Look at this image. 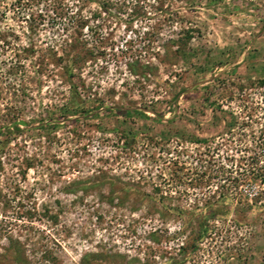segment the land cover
I'll return each instance as SVG.
<instances>
[{
	"label": "rangeland",
	"instance_id": "obj_1",
	"mask_svg": "<svg viewBox=\"0 0 264 264\" xmlns=\"http://www.w3.org/2000/svg\"><path fill=\"white\" fill-rule=\"evenodd\" d=\"M9 115L0 264H264V0H0Z\"/></svg>",
	"mask_w": 264,
	"mask_h": 264
},
{
	"label": "trees",
	"instance_id": "obj_2",
	"mask_svg": "<svg viewBox=\"0 0 264 264\" xmlns=\"http://www.w3.org/2000/svg\"><path fill=\"white\" fill-rule=\"evenodd\" d=\"M22 50H24V52H26V53H31V51H32L30 45H27V47L22 49ZM72 60H74V59H72ZM72 106H73L72 101H70V102L68 101V102L64 103L63 105H61L60 109L67 110L68 108H71ZM220 112L225 114L223 111H220ZM9 116H10V119L7 121V123L0 127V134L7 135L13 131H18L19 130L18 124H21V125L24 124L23 121H20L18 119L16 120L14 115H9ZM223 120L225 122V128H226L225 132H228L230 130V128H232V126L235 123L234 118L228 114L227 119H223ZM39 127H43V125L40 124ZM2 144H3V142H1V145Z\"/></svg>",
	"mask_w": 264,
	"mask_h": 264
}]
</instances>
